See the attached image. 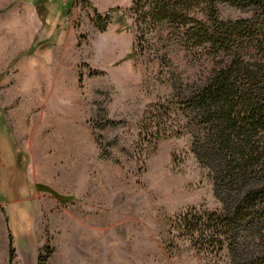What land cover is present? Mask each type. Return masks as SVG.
Segmentation results:
<instances>
[{
    "label": "rangeland",
    "instance_id": "374dc122",
    "mask_svg": "<svg viewBox=\"0 0 264 264\" xmlns=\"http://www.w3.org/2000/svg\"><path fill=\"white\" fill-rule=\"evenodd\" d=\"M178 33L144 23L132 0H0L9 264L48 249L44 264H225L171 227L180 212L221 207L179 96L217 57Z\"/></svg>",
    "mask_w": 264,
    "mask_h": 264
},
{
    "label": "trees",
    "instance_id": "16d2710c",
    "mask_svg": "<svg viewBox=\"0 0 264 264\" xmlns=\"http://www.w3.org/2000/svg\"><path fill=\"white\" fill-rule=\"evenodd\" d=\"M219 3L250 14L224 20ZM132 8L144 23L175 26L184 47L217 57L179 96L191 150L221 207L180 212L172 229L225 264H264V0H132Z\"/></svg>",
    "mask_w": 264,
    "mask_h": 264
},
{
    "label": "crops",
    "instance_id": "0c3cea01",
    "mask_svg": "<svg viewBox=\"0 0 264 264\" xmlns=\"http://www.w3.org/2000/svg\"><path fill=\"white\" fill-rule=\"evenodd\" d=\"M3 199L0 197V230H7L8 229V223H7V217L3 208ZM7 246H8V241H7ZM0 264H9V258L8 255L5 256H0ZM36 264V261L35 263Z\"/></svg>",
    "mask_w": 264,
    "mask_h": 264
}]
</instances>
